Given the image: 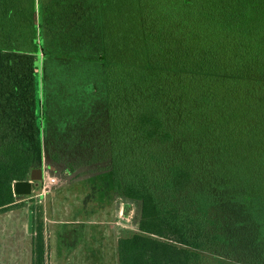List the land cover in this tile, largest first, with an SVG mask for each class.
<instances>
[{
  "label": "trees",
  "instance_id": "obj_1",
  "mask_svg": "<svg viewBox=\"0 0 264 264\" xmlns=\"http://www.w3.org/2000/svg\"><path fill=\"white\" fill-rule=\"evenodd\" d=\"M44 148L140 203L119 264L264 240V0H0V211Z\"/></svg>",
  "mask_w": 264,
  "mask_h": 264
},
{
  "label": "rangeland",
  "instance_id": "obj_2",
  "mask_svg": "<svg viewBox=\"0 0 264 264\" xmlns=\"http://www.w3.org/2000/svg\"><path fill=\"white\" fill-rule=\"evenodd\" d=\"M45 159L48 163L53 165V170L55 172L51 171V174L58 178L57 182L51 186L50 191L46 193V197L39 198L37 196L38 192L41 191V185L35 184L33 185L31 194L17 195L16 204L0 211V264H32V240L36 220H38L41 210L43 212L42 217L44 220L46 237L49 236L47 224L50 223L47 218L52 217V215L55 218H57V215L63 216V218L60 217V219H74L79 218V215L82 214L81 217L84 216L86 219V223L83 225H88V227H91L93 230V227L99 226L101 230H103L102 234L100 233L99 236L97 230L92 232L95 241L93 242L94 250L91 249L90 253L86 252V250L83 251L84 248L74 249V251H76L74 252V247L64 249L61 247L62 249H60V252L67 249L70 255H58L53 260L54 263L52 262V246L48 237L46 264H119L116 238L113 239L112 234H107L112 226V223L109 222L113 220L114 225L119 231L118 235H120V237L130 236L133 233L139 232L140 203L115 194L114 196L116 197L111 205H106L101 209V207L97 206V203L91 202L89 207L82 204L79 198H77L78 191L76 189L65 188L61 193L62 197H65L62 198L61 201L55 202L56 211L54 212L53 208L49 207L50 202H53L50 199V193L54 191V186L58 185L61 187L67 183L61 180L64 176L66 164L65 162L58 163L52 161L48 158V154L44 148L41 153V158L36 164L41 165ZM89 167L92 166L75 167L74 171L66 176L67 180L69 181L70 177L81 175V172ZM32 172L35 180H43L41 167L34 168ZM106 178L107 177H105V179ZM92 199L94 201V198ZM85 211H89L90 213L83 215ZM89 218L93 219L95 224L89 222ZM226 235L229 241L217 246L210 252H203L204 257L202 264H251L252 261L257 258V253L260 251L259 248L264 246L262 234H260L257 229L254 232L242 229V232H240L229 228ZM93 243L91 242V244Z\"/></svg>",
  "mask_w": 264,
  "mask_h": 264
},
{
  "label": "crops",
  "instance_id": "obj_3",
  "mask_svg": "<svg viewBox=\"0 0 264 264\" xmlns=\"http://www.w3.org/2000/svg\"><path fill=\"white\" fill-rule=\"evenodd\" d=\"M41 167V169H43L42 165H37L34 168H38ZM33 168V169H34ZM32 169V170H33ZM31 174H33V172L31 171ZM30 174L29 179H32L33 184L35 185H41L42 183V179L37 181L35 180L32 175ZM66 174V175H65ZM70 175V173L68 171H64V176L61 180L67 182L65 185H62L61 187H59L58 185L54 186V191H52L50 193V199L53 202H50V206L51 208H53L54 212L56 211L55 209V202L56 201H61L62 195L61 193L65 190V188H69V189H76L78 191V195L77 198H79V200L82 202V204L89 206L90 207V203L94 202L97 203L99 207H101V209L106 206V205H111L112 202L114 201V198L116 196L115 193H113L112 191L109 190V192L107 191V189L105 188V185H101L99 183H97V181L99 182L102 177L98 176V177H92L91 175H83V176H76V177H70L69 181L67 180V175ZM43 178V175H42ZM98 184V185H96ZM68 186V187H66ZM41 191L38 192L37 196L39 198H45L46 196L43 194H40ZM69 198V197H68ZM82 198V199H80ZM94 198V201L93 199ZM79 202V201H78ZM79 202V203H81ZM83 205V206H84ZM53 212V213H54ZM87 213H90L89 211H85L83 213V215H86ZM114 213V212H113ZM112 213V215H113ZM79 218H74V219H60L63 218V216H59L57 215L55 217H49L47 218V220L50 222L47 224L48 228H49V241L51 243V251H52V262L53 260L58 256V255H64V254H68L69 252H67V249L64 251L60 252V249H64V248H69V247H74V249H78V248H84L83 251L86 250V252L90 253L91 249L94 250V239H93V234L92 232H95L94 230H97V234L99 236V234H102L101 227L99 226H95L93 227V229H91V227H88V225H83L84 223H86V219L85 217H81V215H79ZM89 222H93V219H88ZM106 221V220H105ZM103 221V222H105ZM95 222V221H94ZM93 222V224H95ZM100 222V223H103ZM99 223V222H98ZM109 223H112V226L110 227L111 229L108 230L107 234H112L113 235V239L116 238L117 241V246H118V240L120 238L119 231L117 229V227L114 225L113 220H111ZM89 224V223H88ZM105 224V223H104ZM117 234V235H116ZM47 237V238H48ZM91 242L93 244H91ZM31 244V243H30ZM62 247V248H61ZM31 248V247H30ZM67 252V253H66ZM76 252V251H74ZM82 252V251H81ZM70 254H68L69 256ZM67 256V255H66ZM83 256V254H82ZM54 263V262H53Z\"/></svg>",
  "mask_w": 264,
  "mask_h": 264
},
{
  "label": "built area",
  "instance_id": "obj_4",
  "mask_svg": "<svg viewBox=\"0 0 264 264\" xmlns=\"http://www.w3.org/2000/svg\"><path fill=\"white\" fill-rule=\"evenodd\" d=\"M57 176L51 174L49 169L47 168V164L43 165V180L41 184V192L40 194L46 195L47 192L50 191L51 186L57 182Z\"/></svg>",
  "mask_w": 264,
  "mask_h": 264
},
{
  "label": "water",
  "instance_id": "obj_5",
  "mask_svg": "<svg viewBox=\"0 0 264 264\" xmlns=\"http://www.w3.org/2000/svg\"><path fill=\"white\" fill-rule=\"evenodd\" d=\"M43 172V169H42ZM32 177L33 174H31ZM33 191V181L32 179L17 180L14 183V192L18 195H29Z\"/></svg>",
  "mask_w": 264,
  "mask_h": 264
},
{
  "label": "flooded vegetation",
  "instance_id": "obj_6",
  "mask_svg": "<svg viewBox=\"0 0 264 264\" xmlns=\"http://www.w3.org/2000/svg\"><path fill=\"white\" fill-rule=\"evenodd\" d=\"M44 163L47 164V168L49 169L50 172H51V171H52V172H55V171L53 170V165H51L50 163H48V162L46 161V159H45V161H43V163L41 164L42 167H43ZM33 185H34V184H33Z\"/></svg>",
  "mask_w": 264,
  "mask_h": 264
}]
</instances>
